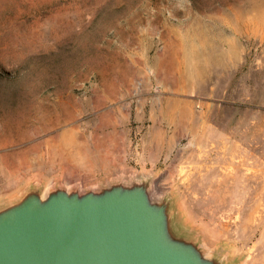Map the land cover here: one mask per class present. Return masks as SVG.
<instances>
[{"label": "rangeland", "instance_id": "1", "mask_svg": "<svg viewBox=\"0 0 264 264\" xmlns=\"http://www.w3.org/2000/svg\"><path fill=\"white\" fill-rule=\"evenodd\" d=\"M142 174L264 264V0H0V204Z\"/></svg>", "mask_w": 264, "mask_h": 264}, {"label": "water", "instance_id": "2", "mask_svg": "<svg viewBox=\"0 0 264 264\" xmlns=\"http://www.w3.org/2000/svg\"><path fill=\"white\" fill-rule=\"evenodd\" d=\"M0 264H233L184 226L150 174L26 186L0 204Z\"/></svg>", "mask_w": 264, "mask_h": 264}]
</instances>
